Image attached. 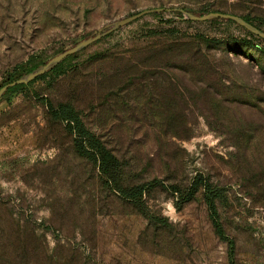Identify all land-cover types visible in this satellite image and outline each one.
I'll return each mask as SVG.
<instances>
[{
	"label": "rangeland",
	"instance_id": "obj_1",
	"mask_svg": "<svg viewBox=\"0 0 264 264\" xmlns=\"http://www.w3.org/2000/svg\"><path fill=\"white\" fill-rule=\"evenodd\" d=\"M211 13L235 19L191 18ZM258 19L264 0H0V86L20 76L0 94V264H264V56L238 41L264 47Z\"/></svg>",
	"mask_w": 264,
	"mask_h": 264
},
{
	"label": "trees",
	"instance_id": "obj_2",
	"mask_svg": "<svg viewBox=\"0 0 264 264\" xmlns=\"http://www.w3.org/2000/svg\"><path fill=\"white\" fill-rule=\"evenodd\" d=\"M242 19L247 23L254 24V19H252L250 16H242ZM258 20L261 22L263 32H264V19H258ZM238 41L242 46H244L246 48L247 52H255V53H258V54L264 56V47H262V45H259L253 39L244 38V39H239ZM62 64L54 67L53 72L59 74V70H60V67ZM19 77L20 76H18L16 79H14L10 82L17 80ZM7 84H9V82H6L2 86H0V88H2L3 86H5ZM13 90H15V88L9 89V91H13ZM42 101L46 104L50 114L55 119L62 121L67 126L68 129L73 131L74 127L75 128L77 127L80 129V132H82L83 134H86V135L89 134L88 131L83 127L82 123L75 116L74 111L69 106L61 104V105H58L57 107H54L48 100L42 99ZM80 136H83V135H80ZM78 144H79V146H81L80 143H78ZM97 149H98V147H97ZM99 161H100L101 167L103 169L106 167L107 163L113 167L120 165V161L118 160V158L114 154H112L111 152L107 151L104 148L102 149V151H100V160ZM139 191H140V193H142V188H140ZM206 191H207L206 202H207V205H208V208L210 211V218H211L213 227H214L217 235L221 239L228 242L229 249H230V257L232 258L233 257V250H234V242L228 238V236L224 230V227H223V224L221 222V218H220V215H219L216 203H215L214 194L211 191L210 185H206ZM128 197L131 198L130 196H128Z\"/></svg>",
	"mask_w": 264,
	"mask_h": 264
},
{
	"label": "water",
	"instance_id": "obj_3",
	"mask_svg": "<svg viewBox=\"0 0 264 264\" xmlns=\"http://www.w3.org/2000/svg\"><path fill=\"white\" fill-rule=\"evenodd\" d=\"M157 11H160V10H157ZM148 12H150V10L142 11V12L137 13V14L131 16V17H128V18H126V19H123L120 23H121V24H127V23H130V22H132V21H135V20L139 19L140 17H142L144 14H146V13H148ZM211 17L234 18V19H235V17L232 16V15H227V14H222V13H211V14H209V15H207V16H202V17L193 16V17H191V18H192L193 20H201V21H202V20H206V19L211 18ZM73 52H74V50L66 51V52L62 53L61 55H59V56L57 57V60H58V61H61V60H63L64 58H66L68 55H70L71 53H73ZM43 72H44V71L36 72V73L32 74V75L30 76L29 79L32 80V79H34L35 77H37V76L43 74ZM16 84H17V81H14V82H12V83H9V84L5 85L4 87L1 88V90H0V94H1L2 92H4L5 90H7L8 88H10V87H12V86H14V85H16Z\"/></svg>",
	"mask_w": 264,
	"mask_h": 264
}]
</instances>
